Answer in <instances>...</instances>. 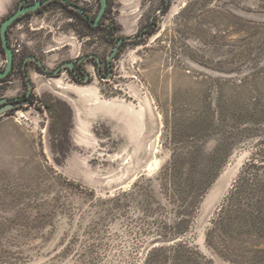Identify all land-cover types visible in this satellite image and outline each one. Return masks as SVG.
Instances as JSON below:
<instances>
[{"label":"rangeland","instance_id":"374dc122","mask_svg":"<svg viewBox=\"0 0 264 264\" xmlns=\"http://www.w3.org/2000/svg\"><path fill=\"white\" fill-rule=\"evenodd\" d=\"M163 3L111 0L83 40L57 3L8 28L0 98L25 56L54 70L130 40L107 77L27 68L32 103L0 116V264H264V0Z\"/></svg>","mask_w":264,"mask_h":264},{"label":"flooded vegetation","instance_id":"af4514ba","mask_svg":"<svg viewBox=\"0 0 264 264\" xmlns=\"http://www.w3.org/2000/svg\"><path fill=\"white\" fill-rule=\"evenodd\" d=\"M23 1L27 2V4H23L25 6L33 4L35 1H40L41 3L46 1L45 4L39 7L36 11L46 8L51 3H57L60 6L59 10L61 11V14L71 16V18H68L67 20L72 23L70 24L72 28H74L75 30L81 31L79 36L82 38V40L85 38L87 34H91V32L99 30L102 27H105L104 22L106 21V17L109 13V10L112 8L111 0H105L106 2L105 9L102 15L99 18H97L101 10V7H102V0H81V1L80 0H34V1L23 0ZM19 4H18V7H19ZM167 4H168V0H164V3L160 7L159 10L163 11L164 8L167 6ZM27 14H30V13H26L23 16ZM23 16L19 17L16 21L21 20ZM109 27L110 26H108V28ZM91 35L93 38H95V34H91ZM92 37L88 36L87 39L91 40ZM120 39H123V40L119 43ZM106 40L115 42L114 49L118 47V50L116 53L119 52L121 46L124 44L125 41H127V39L125 38H118V37L113 38L112 35L110 34H107ZM111 52H113V50ZM114 56H116V54ZM30 57H34L35 59L39 60L35 56H31V55L25 56L23 58L20 76H21L22 82L24 83L25 90L20 95L13 97V98H4V97L0 98V100L1 99H15L10 104L15 105L16 108L11 111L16 110L20 106L31 104L33 101L32 99L33 86L30 81V76L28 75V71H27V68L30 65H33L36 70L41 71L44 75L51 76V77L58 76L62 69H67L70 71L73 79L81 83L87 82L88 78L90 77V75L84 69L83 63L86 60L93 59L96 61L97 73L102 77H107L108 73L111 72V68H112L107 58L106 60H101L94 54L78 57L76 60L73 61L72 69H69L68 67H63L62 66L63 63H62L58 68L54 70H49L47 67H45L44 63L41 60H39L41 62V65L37 64L36 61L30 59ZM10 73L5 78L0 80V85L8 82L7 78L10 76ZM28 81H29V84H28ZM3 105H5V103L0 104V107H2Z\"/></svg>","mask_w":264,"mask_h":264},{"label":"water","instance_id":"95a60500","mask_svg":"<svg viewBox=\"0 0 264 264\" xmlns=\"http://www.w3.org/2000/svg\"><path fill=\"white\" fill-rule=\"evenodd\" d=\"M45 2L41 3L40 1H35L33 4L25 6L23 4H27V2L21 1L18 9L13 14L8 16L6 19H4L1 22V24H0V41H1L2 48H3V52H4L5 57H6V66L2 71H0V80L5 78L11 72V70L13 68V63H14V52L11 49V47L9 46L8 39H7L8 28L19 17L23 16L26 13H32V12L36 11L39 7L43 6L45 4ZM105 6H106V2H105V0H102V7H101V10H100L97 18H99L102 15V13L105 9ZM122 40L123 39H120L119 43ZM127 40H130V39H127ZM117 50H118V47H116L113 50V52L108 57V62H110V60L116 54ZM30 59L35 60L37 64L41 65V62L39 60L35 59L34 57H30ZM72 64H73V61H66L62 64V66L68 67L69 69H72ZM28 84H29V81H28ZM13 100H15V99H1L0 100V104L5 103V105L0 107V116L6 114L7 112L16 108L15 105L10 104Z\"/></svg>","mask_w":264,"mask_h":264},{"label":"trees","instance_id":"16d2710c","mask_svg":"<svg viewBox=\"0 0 264 264\" xmlns=\"http://www.w3.org/2000/svg\"><path fill=\"white\" fill-rule=\"evenodd\" d=\"M173 171H174V172H173V176H174V178H176V177H177V174H178V173L176 172V168H174Z\"/></svg>","mask_w":264,"mask_h":264},{"label":"bare ground","instance_id":"6f19581e","mask_svg":"<svg viewBox=\"0 0 264 264\" xmlns=\"http://www.w3.org/2000/svg\"><path fill=\"white\" fill-rule=\"evenodd\" d=\"M20 117H24V114L22 112H18Z\"/></svg>","mask_w":264,"mask_h":264}]
</instances>
